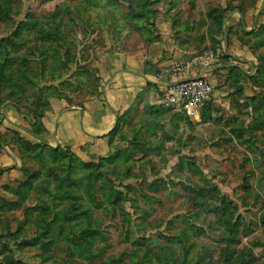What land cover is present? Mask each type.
Here are the masks:
<instances>
[{
    "label": "rangeland",
    "instance_id": "1",
    "mask_svg": "<svg viewBox=\"0 0 264 264\" xmlns=\"http://www.w3.org/2000/svg\"><path fill=\"white\" fill-rule=\"evenodd\" d=\"M171 3L187 18L202 9L215 37L204 54L234 62L214 86L229 95L194 121L127 113L103 155L48 144L32 110L49 107L57 91L34 99L52 73L66 78L60 58L90 57L107 38L135 44L152 21L135 10ZM84 69L59 89L69 104L95 93L97 67ZM11 106L25 129L5 122ZM0 126L30 175L2 186L0 264H264V0H0Z\"/></svg>",
    "mask_w": 264,
    "mask_h": 264
},
{
    "label": "crops",
    "instance_id": "2",
    "mask_svg": "<svg viewBox=\"0 0 264 264\" xmlns=\"http://www.w3.org/2000/svg\"><path fill=\"white\" fill-rule=\"evenodd\" d=\"M184 8V3L177 6L173 3L156 6L155 14L149 18L151 23L147 21L143 29L145 35H141L135 44L129 43V35L125 39L107 38L102 47L98 46L100 49L91 52L90 57L82 58L78 55L79 66L96 65L97 88L94 95L79 102L69 104L65 94L48 99L49 107L41 117L46 142L69 147L84 159L90 155L109 152L113 130L126 113L144 111L148 107H160L170 111L166 113V119L159 124L170 121V117L178 110L162 103L161 92L173 79H159L156 74L162 67L174 61H187L206 55V50L213 48L212 40L215 38L214 34L209 32L210 28L201 24L204 21L202 9L194 10L191 17L187 18ZM218 38L221 41L220 44L217 43L219 50L223 51L229 60L238 59L239 53H229L227 50L226 39ZM200 51H204L203 54H199ZM246 62H249V58H246ZM232 66L234 67L232 61L220 63L219 60L211 64L208 72L214 86L219 74H224L226 69ZM70 67L73 68L74 65ZM202 71L203 68L199 65L190 73V77L199 75ZM72 78L73 73L67 74L66 78L55 80L48 86L58 90L66 80L74 83ZM227 95V91L216 89L211 100L221 103ZM1 112L5 122L25 129L22 114L17 108H2ZM198 116L199 114L190 119L194 121ZM212 124L211 120L204 122L208 128ZM21 167L13 145L1 146L0 192L5 191L2 186L7 183L14 185L17 181L20 184L27 179Z\"/></svg>",
    "mask_w": 264,
    "mask_h": 264
},
{
    "label": "built area",
    "instance_id": "3",
    "mask_svg": "<svg viewBox=\"0 0 264 264\" xmlns=\"http://www.w3.org/2000/svg\"><path fill=\"white\" fill-rule=\"evenodd\" d=\"M213 58L212 54H206L187 61L177 60L162 67L156 77L173 79L161 92L162 103L190 117L198 115L200 108L212 98L215 91L208 73ZM199 65L203 71L190 77V73Z\"/></svg>",
    "mask_w": 264,
    "mask_h": 264
},
{
    "label": "trees",
    "instance_id": "4",
    "mask_svg": "<svg viewBox=\"0 0 264 264\" xmlns=\"http://www.w3.org/2000/svg\"><path fill=\"white\" fill-rule=\"evenodd\" d=\"M218 10H221V9H219L218 8ZM136 11V13H135V15H137V16H141V17H147V18H149L148 16H153L154 14H155V11L153 10V9H150V8H146V7H140L139 9H138V11L137 10H135ZM219 15H220V17H221V14L219 13ZM245 32H246V30H244ZM215 40V39H214ZM59 62H60V64H61V66H65L66 67V69H67V74L71 71V65L73 64L74 66H77V68H79L81 71H83V70H85L84 69V67H82V66H79L78 65V61H77V59L75 58L74 60H72V61H68V59L66 58V57H61L60 58V60H59ZM65 73H66V71H65ZM64 73V74H65ZM63 73H59V74H54V73H52V77H53V80H58V79H60V78H62L63 76H64V74L62 75ZM62 75V76H61ZM74 77V76H73ZM97 78V77H96ZM40 79H42V78H40ZM45 82H47L45 79H43ZM42 80V81H43ZM53 80L51 81V82H53ZM43 81V82H44ZM50 82V80H49V83H51ZM75 83V82H74ZM73 82H71V81H68V80H66L65 82H63V86H65L66 84L68 85V84H74ZM63 86L61 87V88H58V90L59 89H64L63 88ZM46 87H49V88H51V89H53L54 91H57V92H55V95H53V96H60L61 94H64V93H60L59 94V92H61V90H55L52 86H48V85H45L44 87H40V93H39V97L38 98H35L34 99V101H36V100H38V102H40V100H41V98H43V99H45V97H44V94H43V90L46 88ZM96 86H95V88H94V90H96ZM43 96V97H42ZM66 98H67V100L69 101V99L71 98L69 95H64ZM38 106H39V104H38ZM37 106V108H34L33 110H32V113L35 115V117H36V119L37 120H39V122H40V129L41 130H44L43 129V126H42V122H41V117L43 116V114H44V111H45V109L44 110H41L39 107ZM146 109H151L152 111H154V112H156V113H165V115H166V113L167 112H169L170 111V109H162V108H160V107H148V108H146ZM172 110V109H171ZM20 112V111H19ZM21 113H22V111H21ZM39 113V114H38ZM171 113V112H170ZM127 114V113H126ZM178 115V113H177V111L176 112H174L173 113V116L174 115ZM125 115V114H124ZM124 115H123V117H122V119H124ZM120 121H121V119L119 120V124L117 125V127L113 130V137L111 138V143L113 142V139H114V137L116 136V134H117V129L118 128H120ZM122 122V121H121ZM4 144H5V142H3V140H2V138H1V136H0V147L1 146H4ZM24 170V169H23ZM24 174H25V176H26V180L24 181V182H22L21 183V186L22 185H26L27 183H28V181H29V179H30V175H28L25 171H24Z\"/></svg>",
    "mask_w": 264,
    "mask_h": 264
}]
</instances>
